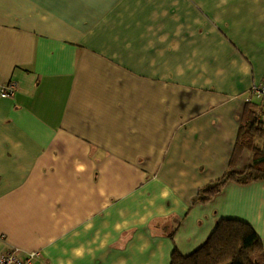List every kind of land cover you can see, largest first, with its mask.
<instances>
[{"label": "crops", "instance_id": "crops-1", "mask_svg": "<svg viewBox=\"0 0 264 264\" xmlns=\"http://www.w3.org/2000/svg\"><path fill=\"white\" fill-rule=\"evenodd\" d=\"M264 78V0H0V254L170 264L217 221L264 251V179L235 142Z\"/></svg>", "mask_w": 264, "mask_h": 264}, {"label": "trees", "instance_id": "trees-1", "mask_svg": "<svg viewBox=\"0 0 264 264\" xmlns=\"http://www.w3.org/2000/svg\"><path fill=\"white\" fill-rule=\"evenodd\" d=\"M258 103L246 101V111L241 120L234 152L243 148L253 152L251 164L242 170L228 169L220 178L201 187L195 200L207 202L217 195L228 181L247 184L264 179V120L258 118ZM170 264H264V251L260 237L245 221L221 218L206 241L187 255L176 248L170 256Z\"/></svg>", "mask_w": 264, "mask_h": 264}, {"label": "built area", "instance_id": "built-area-1", "mask_svg": "<svg viewBox=\"0 0 264 264\" xmlns=\"http://www.w3.org/2000/svg\"><path fill=\"white\" fill-rule=\"evenodd\" d=\"M17 89L15 82H9L7 85L0 88L2 97L12 96ZM255 100L258 103L257 116L264 120V78L259 84H255L250 88V94L246 101ZM41 256L40 251L32 250L26 253H20L16 249L5 250L0 254V264H34Z\"/></svg>", "mask_w": 264, "mask_h": 264}]
</instances>
